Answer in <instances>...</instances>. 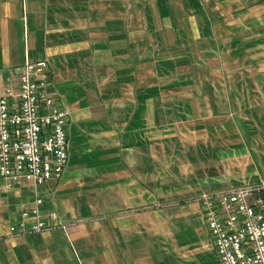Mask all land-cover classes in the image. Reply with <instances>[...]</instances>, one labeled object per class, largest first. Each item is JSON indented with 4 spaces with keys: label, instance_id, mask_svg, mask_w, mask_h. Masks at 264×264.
<instances>
[{
    "label": "crops",
    "instance_id": "obj_1",
    "mask_svg": "<svg viewBox=\"0 0 264 264\" xmlns=\"http://www.w3.org/2000/svg\"><path fill=\"white\" fill-rule=\"evenodd\" d=\"M28 58L69 160L0 177V264H221L193 199L264 182V0H0V81ZM38 195L75 223L10 233Z\"/></svg>",
    "mask_w": 264,
    "mask_h": 264
},
{
    "label": "built area",
    "instance_id": "obj_2",
    "mask_svg": "<svg viewBox=\"0 0 264 264\" xmlns=\"http://www.w3.org/2000/svg\"><path fill=\"white\" fill-rule=\"evenodd\" d=\"M46 58L26 59L15 75L0 81V177L11 190L24 181L35 189L60 179L69 160L66 124L69 112L49 90ZM221 264H264V182L204 193L196 198ZM43 197L22 205L12 234L66 229L54 209L42 210Z\"/></svg>",
    "mask_w": 264,
    "mask_h": 264
},
{
    "label": "rangeland",
    "instance_id": "obj_3",
    "mask_svg": "<svg viewBox=\"0 0 264 264\" xmlns=\"http://www.w3.org/2000/svg\"><path fill=\"white\" fill-rule=\"evenodd\" d=\"M204 193H208V192H204ZM204 193H202V194H204ZM201 194V195H202ZM200 196V195H199ZM199 196L198 197H195L193 200H197L196 198H199ZM61 219V218H60ZM63 221H65V220H63ZM67 222H69V221H67ZM73 222V221H72ZM71 221H70V223H72ZM73 223H75V222H73ZM68 228L69 227H67L66 229H63V228H60V229H62V230H64L65 232H67V230H68Z\"/></svg>",
    "mask_w": 264,
    "mask_h": 264
}]
</instances>
